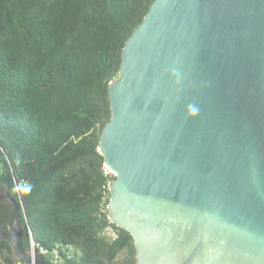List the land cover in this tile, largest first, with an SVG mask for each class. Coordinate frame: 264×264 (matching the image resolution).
<instances>
[{"label":"water","instance_id":"obj_1","mask_svg":"<svg viewBox=\"0 0 264 264\" xmlns=\"http://www.w3.org/2000/svg\"><path fill=\"white\" fill-rule=\"evenodd\" d=\"M109 95L108 216L136 264H264V0H155ZM3 238L51 264L24 246L16 201Z\"/></svg>","mask_w":264,"mask_h":264},{"label":"trees","instance_id":"obj_2","mask_svg":"<svg viewBox=\"0 0 264 264\" xmlns=\"http://www.w3.org/2000/svg\"><path fill=\"white\" fill-rule=\"evenodd\" d=\"M154 1L0 0V185L24 246L58 249L59 264H136L131 233L108 216L99 144L123 48Z\"/></svg>","mask_w":264,"mask_h":264},{"label":"flooded vegetation","instance_id":"obj_3","mask_svg":"<svg viewBox=\"0 0 264 264\" xmlns=\"http://www.w3.org/2000/svg\"><path fill=\"white\" fill-rule=\"evenodd\" d=\"M6 193L8 192H6L4 188L0 185V195ZM15 201L16 200L14 199L13 196L4 198L0 201V235H1V230L10 232L13 228ZM23 237H24V225L22 222V240ZM5 244L9 245V248L7 247L3 248ZM11 254L14 255L13 248L10 242L5 238L0 239V258H3L5 255L10 256Z\"/></svg>","mask_w":264,"mask_h":264},{"label":"built area","instance_id":"obj_4","mask_svg":"<svg viewBox=\"0 0 264 264\" xmlns=\"http://www.w3.org/2000/svg\"><path fill=\"white\" fill-rule=\"evenodd\" d=\"M104 171L106 174H111L115 176L113 170L105 164ZM110 188V187H109ZM115 234V233H114ZM31 248L33 250L39 249V251L48 259L51 264H59L60 262V253L58 249H49L43 245L37 244L33 237H31ZM16 264H35V263H25L21 260H17Z\"/></svg>","mask_w":264,"mask_h":264},{"label":"rangeland","instance_id":"obj_5","mask_svg":"<svg viewBox=\"0 0 264 264\" xmlns=\"http://www.w3.org/2000/svg\"><path fill=\"white\" fill-rule=\"evenodd\" d=\"M109 233H111V231H108ZM0 261H1V258H0Z\"/></svg>","mask_w":264,"mask_h":264}]
</instances>
